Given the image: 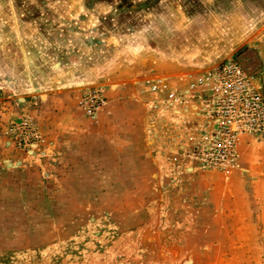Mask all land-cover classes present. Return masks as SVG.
I'll use <instances>...</instances> for the list:
<instances>
[{
	"label": "rangeland",
	"instance_id": "obj_1",
	"mask_svg": "<svg viewBox=\"0 0 264 264\" xmlns=\"http://www.w3.org/2000/svg\"><path fill=\"white\" fill-rule=\"evenodd\" d=\"M19 1L0 0V264H264V131L208 78L245 72L264 28L215 60L229 30L176 0H72L63 48Z\"/></svg>",
	"mask_w": 264,
	"mask_h": 264
},
{
	"label": "crops",
	"instance_id": "obj_2",
	"mask_svg": "<svg viewBox=\"0 0 264 264\" xmlns=\"http://www.w3.org/2000/svg\"><path fill=\"white\" fill-rule=\"evenodd\" d=\"M27 2L28 0H20L18 3L27 4ZM32 2V18L37 22V27H41L44 23H46V25H44L47 27V32L43 26V28H41L42 32H39L38 36H45L46 40H48L47 42L53 40L52 43L64 48L70 43L69 39L71 36L69 33L72 26L68 20L71 18L70 12L72 11V0H32ZM176 7L178 14H181V21L184 23L189 21L188 16L191 15L193 20L196 19L200 23L203 21L205 22L201 26L200 24L198 25L200 28L223 27L229 30L224 36L226 40L218 42V44H223L227 47L213 53L216 56H213V59L215 60L217 57L222 58L226 53L230 52L234 45H246L247 41L245 38L248 37V30H260L264 28V0H176ZM26 9H28V6H21V10L29 12ZM41 13H46L48 16L45 17ZM206 20H208L209 24H206ZM41 22L43 23L41 24ZM212 22L213 24H210ZM193 23H196V21H192V25ZM237 30H239V32H237ZM233 35L235 37H232ZM237 37L240 40H238ZM263 45L264 40H261V42H258L257 44V46ZM56 52L59 56L63 55L65 50ZM240 53L244 55L243 57L246 59L245 61L247 63L255 60V63L244 67V69L247 74L252 76L250 81H252L256 87L264 89V48H242ZM189 69L185 68V70ZM182 70L183 69H176L175 73H180ZM156 73L157 71H151V66L148 64H143L140 70L135 72V78L143 80L134 85L137 93H140L138 90L141 88H143L144 91H147L150 89V84H156V82L154 83L148 80V78ZM123 77L124 76L121 72H119L117 74V81L120 82ZM184 79L185 78H180L179 80L178 78L176 82L184 84Z\"/></svg>",
	"mask_w": 264,
	"mask_h": 264
},
{
	"label": "built area",
	"instance_id": "obj_3",
	"mask_svg": "<svg viewBox=\"0 0 264 264\" xmlns=\"http://www.w3.org/2000/svg\"><path fill=\"white\" fill-rule=\"evenodd\" d=\"M211 82L215 83V96L223 103V108L234 114L246 117V129L264 131V95L255 89L248 76L234 60H227L213 72L208 74ZM219 107V108H222ZM250 122V123H248ZM218 142L212 148L220 157H226L231 145V138Z\"/></svg>",
	"mask_w": 264,
	"mask_h": 264
}]
</instances>
